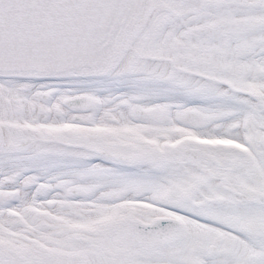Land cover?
<instances>
[{
    "label": "snow or ice",
    "instance_id": "obj_1",
    "mask_svg": "<svg viewBox=\"0 0 264 264\" xmlns=\"http://www.w3.org/2000/svg\"><path fill=\"white\" fill-rule=\"evenodd\" d=\"M0 264H264V0H0Z\"/></svg>",
    "mask_w": 264,
    "mask_h": 264
}]
</instances>
